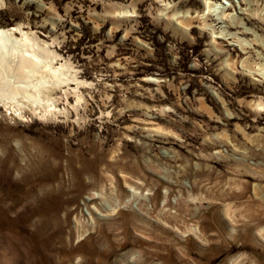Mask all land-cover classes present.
I'll return each mask as SVG.
<instances>
[{"label":"rangeland","instance_id":"obj_1","mask_svg":"<svg viewBox=\"0 0 264 264\" xmlns=\"http://www.w3.org/2000/svg\"><path fill=\"white\" fill-rule=\"evenodd\" d=\"M0 28V264H264V0H0Z\"/></svg>","mask_w":264,"mask_h":264},{"label":"bare ground","instance_id":"obj_2","mask_svg":"<svg viewBox=\"0 0 264 264\" xmlns=\"http://www.w3.org/2000/svg\"><path fill=\"white\" fill-rule=\"evenodd\" d=\"M8 37L7 31L0 28V42H3ZM11 37V36H10ZM1 47V46H0ZM27 56V55H26Z\"/></svg>","mask_w":264,"mask_h":264}]
</instances>
